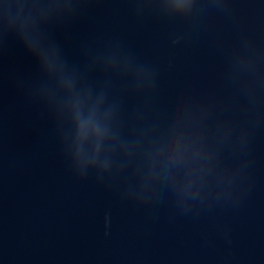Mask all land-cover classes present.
<instances>
[{
  "label": "water",
  "instance_id": "water-1",
  "mask_svg": "<svg viewBox=\"0 0 264 264\" xmlns=\"http://www.w3.org/2000/svg\"><path fill=\"white\" fill-rule=\"evenodd\" d=\"M0 264H264V0H0Z\"/></svg>",
  "mask_w": 264,
  "mask_h": 264
}]
</instances>
